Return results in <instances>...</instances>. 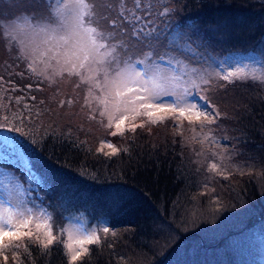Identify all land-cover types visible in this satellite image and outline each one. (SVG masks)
<instances>
[{
  "label": "snow or ice",
  "instance_id": "snow-or-ice-1",
  "mask_svg": "<svg viewBox=\"0 0 264 264\" xmlns=\"http://www.w3.org/2000/svg\"><path fill=\"white\" fill-rule=\"evenodd\" d=\"M22 3L25 7L13 16L0 13V46L8 57L3 62L7 75H0V129L28 138L32 144L54 139L91 152L88 141L74 135L70 122L63 127H45L43 122L45 115L52 114L47 105L79 104L87 122L103 128L106 137L124 141L120 147L106 137L99 138L95 155L107 161L132 156L138 129H147L151 135V126L170 125L183 138L187 127L191 132L187 139L207 145L206 151L194 154L204 158L196 172L208 174L198 182L199 196H207L212 205L221 204L212 186L216 178L229 181L237 174L254 175L251 169L245 171L246 163H234L238 153L231 137L217 134V130L224 131L222 122L230 118L217 99L219 90L248 81V65L232 67L240 62L216 61L198 49L200 37L177 22L184 6L176 7L180 0ZM21 66L22 71H13ZM66 82L76 95L38 99L45 86L54 97L59 96L60 85ZM88 131L83 121L76 127L78 133L87 135ZM14 140V136H0V142ZM10 183L5 188L7 198L0 201V264H36L33 247L42 256L61 247L66 264H91L96 249L115 248L113 228L73 225L58 230L55 209L50 212L43 198L37 200L22 184ZM124 262L121 256L119 264Z\"/></svg>",
  "mask_w": 264,
  "mask_h": 264
},
{
  "label": "trees",
  "instance_id": "trees-1",
  "mask_svg": "<svg viewBox=\"0 0 264 264\" xmlns=\"http://www.w3.org/2000/svg\"><path fill=\"white\" fill-rule=\"evenodd\" d=\"M181 5L184 6L177 14V22L200 37L196 47L208 50L207 55L224 59L239 51H247L264 58V0H180L176 7ZM184 55L191 56L189 53ZM2 61L3 47L0 46V68ZM37 96L38 99H51V95L45 92ZM217 98L225 101L228 112L239 109L235 116L238 129L233 131L234 124H229L235 136L229 129L217 130L218 135L231 137V144L235 147L238 141L245 145L248 135L250 144L255 141L251 136H259L260 132L263 135L256 147L250 145L254 150L260 148L256 151L260 152L259 158L257 154H246L240 161L238 154L234 162L240 165L246 163L248 168L245 171L251 169L254 172L251 177L243 176V182H259L264 177V87L260 88L253 80L235 82L220 89ZM47 106L53 113L55 108L51 104ZM247 121L251 124L250 134L245 133ZM71 125L73 130L78 126L76 123ZM0 136L15 137L12 142H0V160L7 159L6 164L16 166V175L32 184L31 190L37 200L43 198V204L49 206L50 212L55 209L56 220L80 215L88 226L103 224L117 232L115 248L105 246L103 250L96 249L91 264H119L121 256L125 258L124 264H262L260 255L251 253V245L259 244V249L264 244V206L261 211L249 212L244 226L227 232L230 241L238 238L230 244L229 240L208 242L213 238L207 234L204 223L194 226L192 222L185 224L180 221L181 226H174L180 234L174 232L168 236L169 239L176 236L174 241L178 245H171L162 251L154 247L163 228L168 229L165 224L175 220V213L184 216V213L196 209L202 190L198 182L208 175L196 172L199 165L184 156L180 144L166 147L162 153L154 149L150 152L136 143L131 157L124 154L107 161L102 156H96L93 150L73 149L68 142L60 144L54 139H47L43 144H32L28 138L7 129H0ZM197 144L200 143L191 141L183 148ZM202 147L206 148V144ZM3 148L9 149L7 154H3ZM2 155L6 158L2 159ZM22 160L25 162L22 163ZM237 177L240 175L229 181L216 178L212 186L233 194L237 191ZM249 190L253 195L251 187ZM243 201L246 203V197ZM249 202L246 205L257 206L258 199L255 197ZM235 205L232 219L246 217L242 205ZM185 206H189L187 211L181 209L180 213L176 210ZM200 208H207L205 200ZM221 215L211 217H231L229 213ZM190 224L194 226L193 230L190 234H183ZM124 244L131 245L137 252L124 249ZM31 251L36 264H66L61 247L54 248L46 256H42L35 247Z\"/></svg>",
  "mask_w": 264,
  "mask_h": 264
},
{
  "label": "rangeland",
  "instance_id": "rangeland-1",
  "mask_svg": "<svg viewBox=\"0 0 264 264\" xmlns=\"http://www.w3.org/2000/svg\"><path fill=\"white\" fill-rule=\"evenodd\" d=\"M162 2H163V0H162ZM24 7H25V5H24V3H22V0H3V3H0V13H2L5 17L13 16V15L19 13ZM243 50H245V49H243ZM204 53L207 55L208 50H205ZM249 56H254L257 59L256 60L246 59ZM212 57H214L216 61L225 60V58L220 59L217 56H212ZM227 58H228L230 64H231V61L233 59L238 60L240 62L239 64H232V67H243L245 64H247L248 67L245 69V73L249 77L248 81H252V80L256 81L258 83V86L260 88H262L260 85L264 84V58L260 57L259 55L257 56L254 53L247 52V51H242V52L239 51V52H237V53H235V54H233ZM7 59H8L7 53L3 51V61L2 62L7 61ZM22 70H23V67L21 66L20 68L14 69L13 71L18 72V71H22ZM0 75H5V76L7 75V72L5 71L3 66L0 68ZM253 78H255V79H253ZM15 79L19 80L20 78H19V76H17V77H15ZM241 87H243V86H241ZM60 88H61V93L59 96L54 97V93L51 90H49L47 86H45L44 92L47 93L49 96L51 95V97H49V98H54L56 100L64 99V98H67L68 96L76 95V93L73 92L71 85L67 82L62 83L60 85ZM0 91H2V90H0ZM224 91H225V93L228 92L227 90H224ZM81 95H82V93H81ZM39 99H41V98H39ZM217 99L219 100V98H217ZM81 103H82V100H81ZM223 104H225V101H223ZM51 105L55 108V110L51 115H45L43 117L44 125L47 127L49 124H53L54 126L63 127L68 122L76 123V124L80 125L81 122L83 121L84 128L86 130H90V131H88V134L85 135L83 133L76 132V128H75L74 129V135H79L80 140H87L88 144L90 145V148L93 151H95V148L98 146L99 138H105L106 137V133L104 132L103 128H101L100 126H98L94 123L87 122L84 115L80 111L79 104L74 105V106H70L67 108H58L55 104H51ZM236 111H239V109L235 110L233 112H228L230 118L228 120L222 122V128L223 129H229L231 131L229 124L232 123V124H234V130L233 131L236 130L237 127L235 126V123L238 122V120L235 119V116H237ZM244 128H245V133L250 134L251 124L249 123V121L246 122V126ZM151 129H152L151 135L148 134L147 129H145L143 131H141L139 129L137 130L138 135L136 138V143L138 145L141 144L140 146L143 149L147 148V150H149L150 152L152 151L151 149H154L155 151L159 150L160 152L163 153L164 148H166V147L168 148L171 145L177 146L176 145V143H177V144H180L182 146L183 154L188 160L190 159L191 162L197 163L199 165V167L201 166V163L204 162L203 156L197 157V156H195L194 152L197 150L206 151L207 145H206V148H203L202 145H200V144L193 145L191 148L190 147H187V148L185 147V149L183 148L184 144H189V142H191V141L194 142L193 140L187 139L188 137L191 136V132L187 129V127H185V129H184L185 136L183 138L178 136V135H175V133L178 132L179 130L173 129L170 125L167 127H165L163 125L151 126ZM232 133H234L233 135L235 136V132H232ZM258 135L259 136H251V137L255 138V141L251 144H250V135L247 136V138L249 137V139L244 141L245 145L242 143L240 144V142L238 141L239 147L236 145V152L240 156V161L246 156V154H250V155H256L257 154V158H259L260 152H256V151L260 150V148L257 150H254L251 148V146L256 147L257 143L259 142V139H261V136H263V135H261V132L258 133ZM106 138L108 140L112 141L113 143H116L117 145L124 143V141L121 140V138H119V137L113 138V137L109 136ZM182 141H186V143L182 142ZM8 150H9L8 148H3V154H7ZM252 150H253V152H252ZM262 151H263V149H262ZM1 158L2 159L6 158V156L2 155ZM5 160H7V159H5ZM5 160H0V201H3L7 198V192L5 191V188L6 187L10 188L12 186V184L10 182L20 183L23 185L24 188L29 189L32 192V190H31L32 184L28 183L26 178H20L19 176H17L15 173L16 166H14V165L11 166V165L6 164ZM194 161H196V162H194ZM1 162H4V163H1ZM23 162H25V161L22 160V163ZM235 180L237 182V191L234 192L233 194L225 192V189L224 190H219V189L217 190V194L221 196V204L212 205V204H210L207 196H204V197L200 196L199 202L196 205V209H191L190 211L184 213L185 214L184 216L177 215L175 213V215L173 217V219H175V220L173 222H170V223L167 222L165 224V226H167L168 229L163 228V231L161 232L156 243L154 244V247L158 248V250H161V251L168 248L171 245L176 247L178 245V243H176L177 241H174L176 236L173 235L172 239H169L168 236H170L169 233L174 234V232H176V234L177 233L180 234L179 232L176 231V228L174 227V226H177V224L180 225L179 224L180 221L185 222V224L188 222H192L193 224H195L194 226L200 225V223H204V227H205V230L207 231V234L212 235L211 238H213L212 240H210L208 242L229 240L228 244H230V242L237 241L238 238H235L231 241H230V239H227L229 237V236H227V234L229 232H231L230 230L232 228L239 229L242 226H244V222L248 218L249 212L253 213V212H255L254 210H256V211L257 210H259V211L263 210V209H261V207L264 206V177H261L260 181L259 182L256 181V183H250L247 181L243 182L244 181L243 176L237 177ZM250 187L252 189V194L254 195V198L257 197V199H258L257 206L251 207L252 205H248V204L246 205L247 202L250 203L249 201L254 199L253 195H251V193H250V190H249ZM244 197H246V203H244V201H243ZM203 200H205V204H206L207 208H200V204ZM235 203H237V206H239V204L242 205V207L244 209L242 211H244V214L246 215V217H243L241 219H232V217L235 214V211H234V206H236ZM181 209H184V211H187L189 209V206H185L183 208H180V207L176 208V210L180 213H181V211H180ZM206 212H208V214H210V216H208ZM224 213H229L231 215V217L228 216L227 218H224V219L213 218L215 215L220 216V214L223 215ZM77 216L78 217H72V218L70 217L72 220H69L68 223L66 222V220L63 217H59L60 220H58V219L56 220L57 221V229L59 230V228H61V227L70 228L73 225H81L83 227L92 228V226H89V227L87 226V222L83 219L82 216H80V215H77ZM206 216H208L209 218L207 219ZM211 216H213V217H211ZM187 219L190 221H187ZM262 220H263V218H262ZM261 223H262V221H261ZM97 226H100V225H97ZM194 226L191 227V224H190L189 226H187L186 229H184V231L182 233L183 234H190V232L193 230ZM93 227H95V226H93ZM173 228H175V230ZM263 228H264V226H263ZM249 230H251V227L249 228ZM249 230H248V232H249ZM163 232H164V235L162 234ZM65 239H66V237H65ZM258 245L259 244L251 245V253L254 256L260 255V260H261L262 264H264V244H263V246H260L259 249H258ZM131 247H132L131 245H127V244L123 245V248L124 249L128 248L127 250L129 252H131V253L137 252V251L134 252V249H132ZM126 254H127V252H126Z\"/></svg>",
  "mask_w": 264,
  "mask_h": 264
}]
</instances>
